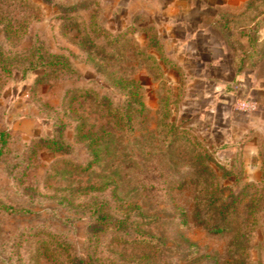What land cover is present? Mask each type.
<instances>
[{
  "label": "rangeland",
  "instance_id": "374dc122",
  "mask_svg": "<svg viewBox=\"0 0 264 264\" xmlns=\"http://www.w3.org/2000/svg\"><path fill=\"white\" fill-rule=\"evenodd\" d=\"M32 1L44 12L32 20L31 35L20 40L0 36V44L16 51L41 41L56 52L71 50L83 77L38 89L33 86L34 75L17 73L14 79L0 88V131L6 130L11 134L10 151L0 159V199L29 210V213L18 215L0 211V264H38L33 258L37 242L49 234L69 241L74 250L80 252L89 223L88 215L81 208L66 205L60 197H55L56 194H67L61 190L66 181L47 179V173L54 171L56 161L60 163L63 158L82 161L88 155L84 145L75 142L72 129L68 135L73 145L70 153L56 154L40 149L37 154H32L31 149L36 138L52 133L53 122L44 110L43 102L60 105L68 87L101 88L99 79L102 76L97 74L92 64L83 61L85 56L78 43L72 35H65L62 28L64 20L59 17L62 6L80 0ZM250 1L98 0L100 21L104 27L117 31L130 26L133 29L156 26L169 56L184 70L183 79L170 75L169 80H153L149 70L143 72L148 81L144 89L147 110L137 129L124 136L127 148L123 150L136 159L131 166L132 176L142 174L137 182L134 179L129 182V188L135 193L137 190L133 188L137 184H140V189L145 187L139 198L147 194L148 206L153 204L157 215L166 221L164 229L172 249L165 253V258L174 264L186 263L179 252L187 247L185 237L198 244L201 255L223 256L230 235H211L193 219L185 229L177 230L173 223L178 217L177 206L182 205L192 213L196 195L194 185L198 183L175 193L169 191L170 185L185 181L200 166L191 164L189 153L183 146L173 148V152L164 147L155 151L161 144L163 119L174 120L177 125L188 128L190 138L196 137L202 143L200 150L206 145L208 149L204 153L213 157L209 161L210 166L220 173L222 167L231 169L234 174L221 181L223 186H227V193L229 189L242 190L247 183L253 182L257 187L254 190L258 189L259 196H264V59L257 67L237 74L235 50L212 25L224 11L235 16L242 13ZM257 4L262 13L259 23L254 22L252 28L255 36L264 40V0H257ZM0 11L18 16L31 10L29 6H19L16 0H0ZM80 13L82 21L88 10ZM134 34L144 42L141 32L134 31ZM100 91L105 92L104 89ZM86 177H80L83 180L79 185L85 183ZM174 194L175 200L172 199ZM80 200L83 199L74 202L78 204ZM105 249L110 254L108 248ZM251 259L254 264H264V225L253 236ZM41 261L40 264H49L43 259ZM198 264H204V261Z\"/></svg>",
  "mask_w": 264,
  "mask_h": 264
},
{
  "label": "trees",
  "instance_id": "16d2710c",
  "mask_svg": "<svg viewBox=\"0 0 264 264\" xmlns=\"http://www.w3.org/2000/svg\"><path fill=\"white\" fill-rule=\"evenodd\" d=\"M16 3L29 6L31 11L18 16L0 11V36L20 40L31 35L32 20L40 17L44 10L32 0H16ZM98 6V0H80L62 6V14L58 16L64 20V34L72 35L78 43L85 56L83 61L92 64L102 76L99 79L101 88L68 87L60 105L43 102L42 106L53 122L52 133L36 138L31 149L32 154H37L40 149L56 154L70 153L73 149L68 138L70 129L74 132L75 142L84 145L88 155L82 161L72 158L60 159V163L56 161L54 171L47 173V179L66 181L61 190L67 194H56L55 197H60L66 205L81 208L88 215L87 237L80 252L55 234L40 237L33 258L38 264L42 259L49 264H174L165 258V253L172 249L164 229L166 221L157 215L153 204L148 206L147 194L139 198L145 187L140 189L137 184L133 188L137 190L135 193L129 188V182L133 179L137 182L142 174L132 176L131 166L136 159L123 150L127 148L124 136L137 129L147 110L144 89L148 81L143 72L149 70L153 80H169L170 75L183 79L184 70L169 56L156 26L135 27V30L130 26L113 31L102 25ZM83 10H88L87 19L80 21ZM261 13L257 0H251L246 10L237 16L224 12L213 21L212 25L235 50L237 74L257 67L264 59V40H259L252 28L254 22L259 23ZM134 31L143 34L144 42ZM17 73L34 75L33 86L38 89L83 77L71 50L56 52L41 41L16 51L0 44V88ZM161 126V144L155 151L164 147L173 152L175 147L183 146L191 164L200 166L185 181L179 180L176 186L169 184V191L175 193L198 183L194 185L196 195L192 213L182 205L177 206L178 217L173 221L177 230L185 229L193 219L211 235H230L223 256L210 253L203 256L198 244L185 237L187 247L179 250L185 264L200 261L204 264H254L251 259L253 236L264 225V196H259L258 189L254 190L256 184L249 182L244 189H229L227 193V186L221 181L234 174L231 169L222 167L220 173L210 166L213 157L204 153L208 147L203 145L200 150L202 143L196 137L190 138L188 128L165 119ZM10 138L8 131H0V159L10 151ZM83 176H87L85 183L79 185ZM175 198L174 194L172 199ZM78 199L83 200L76 204L74 201ZM260 199L262 202L259 203ZM0 211L11 215L29 213L27 208L15 207L1 199ZM105 236L106 240L103 239Z\"/></svg>",
  "mask_w": 264,
  "mask_h": 264
},
{
  "label": "crops",
  "instance_id": "0c3cea01",
  "mask_svg": "<svg viewBox=\"0 0 264 264\" xmlns=\"http://www.w3.org/2000/svg\"><path fill=\"white\" fill-rule=\"evenodd\" d=\"M224 12H229V11H224ZM224 12H222V13H224ZM214 27V26H213ZM225 40V39H224ZM226 41V40H225ZM227 43V42H226ZM228 44V43H227ZM229 46V45H228ZM234 56H235V54H234ZM235 70H236V66H235ZM245 71V70H244ZM236 73H237V71H236ZM242 73V72H241Z\"/></svg>",
  "mask_w": 264,
  "mask_h": 264
}]
</instances>
